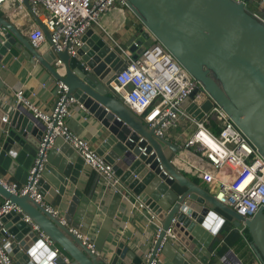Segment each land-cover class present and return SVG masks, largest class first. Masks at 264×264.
<instances>
[{"label": "water", "instance_id": "obj_1", "mask_svg": "<svg viewBox=\"0 0 264 264\" xmlns=\"http://www.w3.org/2000/svg\"><path fill=\"white\" fill-rule=\"evenodd\" d=\"M128 1L146 28L128 42L134 57L155 39L163 43L210 96L200 106L193 103L198 89L182 108L201 120L217 103L264 155V24L244 3L233 0ZM24 4L31 14L29 0ZM33 17L50 44V30L39 17ZM24 27L0 16L4 32L0 33V58L20 53L42 66L53 81L68 87L67 98L75 97L102 125L103 142L97 152L104 155L109 151L106 159L114 165L123 188L143 205L160 230L146 257L131 251L124 242L103 255L93 252L70 228L87 234L96 213L95 206L89 208L90 198L77 187L85 161L58 136L40 160L35 187L48 204L57 195L66 199L62 212L66 223L30 194L13 193L0 183V196L19 205L63 254H55L21 214L11 211L1 222L12 235L6 247L16 264H151L157 255L172 264H196V260L207 264L213 257L210 244L228 221L236 229H248L250 248L264 264V207L246 218L177 168L166 146L175 154L179 146L157 136L155 128L115 92L112 82L126 65L103 33L90 29L77 55L70 56L67 50L58 51L51 45L34 47ZM59 60L63 69L57 66ZM3 109L0 107V166L24 185L38 156L45 126L21 106ZM228 254L243 264L232 249Z\"/></svg>", "mask_w": 264, "mask_h": 264}, {"label": "built area", "instance_id": "obj_2", "mask_svg": "<svg viewBox=\"0 0 264 264\" xmlns=\"http://www.w3.org/2000/svg\"><path fill=\"white\" fill-rule=\"evenodd\" d=\"M10 1L0 0V9ZM17 1L21 7L24 6V0ZM233 1L244 3L248 9L245 0ZM29 3L32 6L30 15L40 19L43 15L46 16L47 21L44 23L51 32L50 45L58 51L67 50L70 56L77 55L78 48L83 45V36L90 29L107 32L102 25V16L110 9L116 5L130 8L128 0H29ZM249 11L264 24V13ZM0 33L4 35L1 28ZM108 38L126 65L112 82L115 92L123 97L131 110L149 127L155 128V134L159 137H166L170 129L178 126H183L184 131L192 128V133L176 153V163L185 166L203 181L218 185L215 195L222 203L246 218H252L264 207V155L217 103H213L211 110L201 120H196L182 108L181 104L198 89L193 103L200 106L209 100L210 96L203 89L202 83L188 72L163 43L155 39L141 55L134 57L127 46L119 44L111 35ZM28 39L37 48L48 42L44 30L36 22L28 32ZM57 66L63 69L60 60ZM67 91L68 87L64 83L57 82V100L51 111L39 108L23 90L15 93L17 105L27 109L36 120L41 121L45 132L26 184L7 182L0 173V183L8 190L19 195L30 194L63 223H66V220L62 211L48 204L35 187L40 177L37 173L38 166H42L39 164L40 160L47 154L56 137L60 136L68 142L82 156L85 165L94 170L111 189L121 192L122 186L120 178L115 174L114 165L104 155L99 154L87 139L73 132L68 126L66 119L72 115L74 106L78 105L81 110L86 109L75 97L67 98ZM211 114L219 129L218 133L208 127ZM172 161L175 164V159ZM126 197L132 201L128 195ZM132 204L134 208L143 210L142 204ZM11 211L21 214L22 219L33 226L44 244L55 254H63L61 248L19 205L3 199L0 200V264H16L6 247L12 235L1 222V217ZM70 228L93 252L98 253L89 234H83L77 228ZM244 229L246 230L245 226ZM65 260L69 259L65 257ZM221 261L224 264H242L231 254L224 255ZM159 263L157 255L151 264Z\"/></svg>", "mask_w": 264, "mask_h": 264}, {"label": "crops", "instance_id": "obj_3", "mask_svg": "<svg viewBox=\"0 0 264 264\" xmlns=\"http://www.w3.org/2000/svg\"><path fill=\"white\" fill-rule=\"evenodd\" d=\"M254 9L251 11L264 13V0H254L252 2ZM0 16L15 22L19 27H24L23 32L28 37V32L34 24L35 20L30 15L27 7L20 6L17 0H11L6 6L0 9ZM45 22V19L41 17ZM102 25L107 32H102L104 37L108 38L111 35L117 42L123 46H127L128 42L139 33L140 30L146 28L141 19L130 8H121L116 5L102 16ZM108 33V34H107ZM111 42V41H110ZM50 44L46 42L42 48H47ZM18 90H23L25 95L32 99L35 105L44 111L53 110L57 100V82L52 80L51 75L42 68L39 64L31 62L20 53H8L0 58V107L3 110H8L17 106L15 93ZM70 129L79 136L87 139L93 147L98 149L102 142V125L89 112L81 110L78 105L74 106L72 115L66 119ZM183 126L172 128L168 131L166 138L178 145L179 148L185 139L192 133V128L184 131ZM185 128V126H184ZM1 131V130H0ZM166 150L175 159L177 168L184 172L190 178H195L201 186L207 189L210 193L216 194L218 185L208 183L197 177L194 173L177 162V154L166 146ZM108 152L104 156H108ZM0 173L7 182H17L21 184L14 176L8 173L0 166ZM77 187L90 198L89 208L95 206L96 213L88 233L92 241L96 244L99 254L103 255L107 252H112L120 242H124L131 251L149 256L153 244L157 238L158 223L144 209L133 207V198L121 186V192H117L107 185L100 176L85 165V170L82 172ZM126 195L132 200L130 201ZM0 196V200H3ZM66 199L57 195L52 203L53 206L60 209L62 212L66 207ZM138 203V202H136ZM210 230H208V234ZM224 233L221 242L215 245L219 235ZM246 230L244 226L236 229L231 222H226L220 232L215 236L210 244V251L214 261L213 264H224L221 258L228 254L232 249L236 253V249L240 250L247 248L244 244L246 241ZM239 257V256H238ZM245 264H260L259 262H244L243 258L239 257ZM159 264H172L163 255H159ZM196 264H202L196 260ZM208 262L207 264H210Z\"/></svg>", "mask_w": 264, "mask_h": 264}, {"label": "trees", "instance_id": "obj_4", "mask_svg": "<svg viewBox=\"0 0 264 264\" xmlns=\"http://www.w3.org/2000/svg\"><path fill=\"white\" fill-rule=\"evenodd\" d=\"M208 127H210L212 129V131H214L216 133H218V131H219L218 127H216V125L214 124V121L213 120H211L208 123ZM191 179L194 180V181H196V182H198L195 178H191ZM223 235H224V233H222L221 235H219L217 237L216 242H215V245H218L221 242ZM245 236H246L247 239H249L251 241L252 237H251V235H250V233H249V231H248L247 228H246ZM248 251H249V255H250L249 256V259H248V260H250L249 262H258L257 258L255 257V255L252 252V249H250ZM213 262L214 261H211L210 264H213Z\"/></svg>", "mask_w": 264, "mask_h": 264}, {"label": "rangeland", "instance_id": "obj_5", "mask_svg": "<svg viewBox=\"0 0 264 264\" xmlns=\"http://www.w3.org/2000/svg\"><path fill=\"white\" fill-rule=\"evenodd\" d=\"M247 7H248V10L254 9V5L252 3H248ZM42 17H43V19H45L47 21L45 15H43ZM212 119H213V114L210 115V120H212ZM244 244L247 245L249 249H251L250 248L251 241L249 239H246V241H244ZM236 254L239 257L243 258L244 262H247V260L249 259V256H250L249 251H247V248L246 249L244 248V250L243 249L240 250L239 248H237Z\"/></svg>", "mask_w": 264, "mask_h": 264}]
</instances>
